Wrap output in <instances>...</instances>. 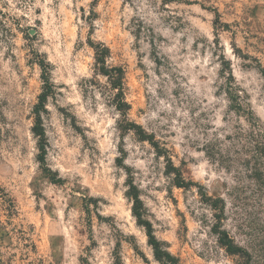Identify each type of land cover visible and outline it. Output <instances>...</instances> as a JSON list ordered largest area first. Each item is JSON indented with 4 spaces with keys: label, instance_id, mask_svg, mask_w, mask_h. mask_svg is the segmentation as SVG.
Instances as JSON below:
<instances>
[{
    "label": "rangeland",
    "instance_id": "obj_1",
    "mask_svg": "<svg viewBox=\"0 0 264 264\" xmlns=\"http://www.w3.org/2000/svg\"><path fill=\"white\" fill-rule=\"evenodd\" d=\"M89 40L125 69L127 119L193 185L176 186L165 156L120 129ZM39 59L53 84L42 121L56 183L31 132ZM261 68L264 0H0V264H162L131 213L128 182L181 264H241L217 228L249 264H264V178L242 149V132L264 139ZM228 80L241 112L230 107Z\"/></svg>",
    "mask_w": 264,
    "mask_h": 264
},
{
    "label": "trees",
    "instance_id": "obj_2",
    "mask_svg": "<svg viewBox=\"0 0 264 264\" xmlns=\"http://www.w3.org/2000/svg\"><path fill=\"white\" fill-rule=\"evenodd\" d=\"M213 24L218 27H225L226 24L220 22L219 18H215ZM89 46L93 51V71L96 75H102L106 79L108 88L111 90V102L115 109L122 115V121L119 123L121 130H133L134 133L140 140L148 141L155 149L156 153L161 156H165L166 159V173L173 175V182L178 187H190L193 182L187 181L182 175V171L176 167L171 158L166 155L167 150L159 146L158 142L154 139L152 134L147 133L141 125L136 124L133 121L127 119V113L130 109V104L125 98V69L122 65H112L108 63L111 52L108 46L102 42H92L89 40ZM38 65L40 67V77L43 82L42 90L37 96V102L34 104L33 122L31 126V132L36 138V160L41 165L42 170L48 175L53 183L59 182L60 178H57L52 170L45 164L47 138L44 130V125L42 121V112L45 111V101L53 92V84L49 77V64L45 60L39 59ZM264 71V68H261ZM229 79V78H228ZM225 94L230 102V107L234 110L241 112L243 111V106L240 98V89L238 86L232 83V81L227 82L225 88ZM242 137L244 139V144L242 149L245 154H249L250 159H252L251 172L254 173L258 178H264V173L261 170V166H264V139L260 133L255 131H245L242 132ZM212 148V147H211ZM209 154V152H207ZM127 195L132 201L131 213L135 217L136 222L143 226L147 236V242L152 248L153 255L156 260L162 264H181L179 259L172 255L164 246V243L156 238L153 233L152 226L148 220L143 216L142 201L139 198L136 188L128 182ZM207 200L209 196L202 194ZM215 202V203H214ZM212 205L214 208L218 209L220 213L223 211V206H219L218 203H222L220 198L214 200ZM218 220L221 219L220 214H216ZM218 234L219 242L225 247L226 251L230 254H237L243 258L241 264H249V254L248 252L236 244L234 240L229 236L225 230L215 229Z\"/></svg>",
    "mask_w": 264,
    "mask_h": 264
}]
</instances>
